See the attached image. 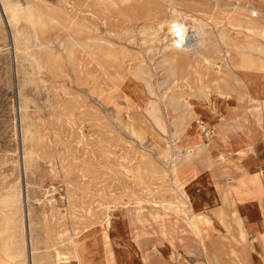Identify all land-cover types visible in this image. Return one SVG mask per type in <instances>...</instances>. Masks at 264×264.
Returning <instances> with one entry per match:
<instances>
[{
	"label": "rangeland",
	"instance_id": "rangeland-1",
	"mask_svg": "<svg viewBox=\"0 0 264 264\" xmlns=\"http://www.w3.org/2000/svg\"><path fill=\"white\" fill-rule=\"evenodd\" d=\"M173 22L188 34L199 27L181 52L168 30ZM222 27L224 36L264 49V0H0V264H57L60 253L64 264L76 263L71 243L78 240L91 241L81 247L83 264H113L138 244L149 252L160 240L151 204L165 209L159 218L174 242L195 235L204 264L216 263L210 220L178 160L187 139L210 144L217 128L204 121L207 112L215 110L211 121L239 116L221 125L246 145L263 142L252 118L264 123V93L254 95L229 64ZM239 52L264 61V53ZM194 63L208 88L188 85ZM214 81L233 86L218 90ZM258 84L264 88V73ZM223 105L225 115L217 110ZM204 154L189 159L196 168L189 176L200 182L208 178ZM247 154L211 155L208 171H229ZM224 175L223 183H235ZM196 212L200 231L191 227Z\"/></svg>",
	"mask_w": 264,
	"mask_h": 264
},
{
	"label": "crops",
	"instance_id": "crops-1",
	"mask_svg": "<svg viewBox=\"0 0 264 264\" xmlns=\"http://www.w3.org/2000/svg\"><path fill=\"white\" fill-rule=\"evenodd\" d=\"M224 106L217 109L222 115L228 112V108ZM211 115L217 117L215 110L207 112L204 118L205 122L212 123L217 128L213 131L214 135L211 139L209 138L210 144L199 137L187 139V147L182 154L186 156L182 157L179 168L185 173L188 186L194 182L191 190L188 188L190 195H194L204 207L202 212L210 220L209 235L206 237L209 236V252L211 257L215 258L212 257L216 264H264V123L262 119L252 118L263 126L261 128L263 142L255 146L251 143L246 145L244 140L223 130L221 125L227 120L237 122L239 116L218 120L215 118L211 121L209 120ZM198 152L206 153L202 159L208 178L204 182L196 179L197 173L195 177L189 176L191 170L196 172L189 159ZM229 153L248 154L239 161L232 160L229 171L223 173V166L215 172L208 171L212 163L209 160L211 155V157L216 155L225 161ZM223 174L226 180L234 178L235 183L229 184V181L223 183L221 181ZM157 238H160L159 242H154L153 239L155 244L151 251L145 253V262L136 255L134 250L136 248L130 246L120 252L123 260L118 257L113 264H204L207 262V254L202 250L200 240L195 235L189 234L183 243L171 242L169 238L160 235ZM102 250L104 254V248ZM139 253L142 254L141 249Z\"/></svg>",
	"mask_w": 264,
	"mask_h": 264
},
{
	"label": "bare ground",
	"instance_id": "bare-ground-1",
	"mask_svg": "<svg viewBox=\"0 0 264 264\" xmlns=\"http://www.w3.org/2000/svg\"><path fill=\"white\" fill-rule=\"evenodd\" d=\"M127 1V0H126ZM67 4V3H66ZM67 15V14H66ZM218 21V20H217ZM234 21V20H233ZM187 28L179 22H173L169 25V32L171 33V35L176 36L175 40V44L177 45L178 50L181 52L182 48H185L186 41L189 42L190 38H186V35H192V34H198V30L199 27H196L195 29L192 30L191 34H188V32H186ZM219 29V28H218ZM224 30V28H220L219 31H217V36L219 37L220 41H221V45L224 46L225 49V54L226 57L229 58V64L231 66H233V68L235 69H239L241 70L244 75L246 76V81L248 86H250L253 89V94L257 95L259 93V91H262L264 93V88H261L260 85L258 84V78L261 74L264 73V61H262L259 57H255L252 54L248 53L247 55L245 54H241V52H239L242 49L247 48V50H251V51H256L258 53V55H262L264 53V49L260 48L257 44V42H255L254 40H250V38L246 39L244 42H239L238 39L236 37H228V36H224L222 33V30ZM187 33V34H186ZM226 33V32H225ZM240 33V32H239ZM205 34V33H204ZM207 34V33H206ZM237 34V33H236ZM208 35V34H207ZM196 36V35H195ZM206 37V36H204ZM228 37V38H227ZM247 37V36H246ZM207 44V43H206ZM210 44V43H209ZM165 46V45H164ZM218 47V46H217ZM177 51V52H179ZM240 54H239V53ZM223 54V53H222ZM202 55V54H201ZM218 55V54H217ZM264 55V54H263ZM199 57V56H198ZM201 58V57H200ZM226 63V62H225ZM174 71L177 72V74L182 73L183 71H185V65L183 66V58H182V53H176L174 54ZM196 63L192 64L189 67L188 70V85L191 87V90H193L196 87H201V88H208V85L205 84L203 78L197 73L196 71ZM204 67H210L212 68V70L217 71L218 67H214L212 63H209L208 61H205L203 64H201ZM76 72V71H75ZM237 74V73H236ZM59 78V77H58ZM221 79V78H220ZM213 87L215 89L218 90H223L222 86L225 85L226 87H232V83L230 81H226L225 83H223L222 85L218 82V81H214L213 82ZM208 93V92H207ZM222 94V93H221ZM225 96V95H224ZM251 97V96H250ZM225 99V98H224ZM253 100V99H252ZM186 105H189L188 102L185 103ZM176 109H180L179 107H175L174 110ZM16 111V110H15ZM148 111V110H147ZM150 112V111H149ZM152 113V112H150ZM155 113V112H154ZM152 116V115H151ZM153 117V116H152ZM153 120V119H152ZM154 121V120H153ZM163 122V121H162ZM262 123V122H261ZM159 124V123H158ZM157 125V124H156ZM161 126V125H160ZM164 127V126H163ZM162 127V128H163ZM203 126L201 125V128ZM263 128V126H262ZM160 129V128H159ZM263 134V133H262ZM28 136V135H27ZM205 152V151H204ZM199 153V152H198ZM197 153V154H198ZM186 156V155H185ZM185 156H183V158H185ZM182 159V157H181ZM180 160H178L177 165L180 164ZM176 166V165H175ZM143 167V166H142ZM141 169V168H140ZM143 169V168H142ZM193 171V170H192ZM130 176V175H129ZM148 178V177H147ZM150 179V178H149ZM130 180V179H129ZM152 180V179H151ZM128 181V180H127ZM155 182V181H154ZM158 183V182H157ZM156 183V184H157ZM164 189V188H163ZM171 190V189H169ZM178 190V189H177ZM173 191V190H172ZM175 192V191H174ZM80 193V192H79ZM176 193V192H175ZM182 195V194H181ZM163 197V196H162ZM185 198V197H184ZM165 200V199H164ZM154 202V201H153ZM196 202V201H195ZM171 203V202H170ZM140 205V204H139ZM73 206V205H72ZM71 207V206H70ZM140 207V206H139ZM137 207V208H139ZM196 207V206H195ZM202 209V205L200 204L199 206ZM172 208V207H169ZM176 208V207H175ZM183 208V207H182ZM185 208V207H184ZM143 208L141 207L139 209V215H138V219L141 221L142 218H145V214H143ZM160 210H163L162 207H159L157 204H151L148 210V217L152 218V222H156V224L154 225V228H152V232L156 233L157 235L162 236L163 238H169V240L172 242V232L173 229L167 225L165 223V220H161L160 217ZM182 210V209H181ZM174 211V210H173ZM176 212V211H174ZM183 212V211H181ZM187 212V211H186ZM163 214L166 213L165 209L161 212ZM190 213V212H189ZM71 215V214H70ZM186 215V213H185ZM198 215L199 213L196 212L193 215V219L191 222V227L193 230H198L200 231L199 225H198ZM76 218V217H75ZM75 221V220H74ZM76 222V221H75ZM169 222V221H168ZM73 225V224H72ZM76 225V224H75ZM74 229V228H73ZM70 230V229H69ZM230 230V229H229ZM56 232V231H55ZM101 232H103V234L101 235L102 240L105 242V244L107 243L108 237H107V233L105 230H101ZM109 233V232H108ZM66 237V236H65ZM68 237V236H67ZM75 239V238H74ZM79 239V238H78ZM97 241V240H96ZM130 241V240H129ZM89 242V243H87ZM91 241H85V240H78L74 243H71L72 247H73V258L75 261H77L76 263H72V261L70 263L72 264H83L79 258L80 255V251H81V247L82 245H86V244H90ZM138 242V241H137ZM88 248V247H86ZM113 248V247H112ZM155 248V247H154ZM118 250V249H117ZM135 250L136 255L141 259L142 262H145V253L140 254L139 250H140V246L139 244L137 245V250ZM63 254H58V258H57V264H64L63 262V258H62ZM105 256V255H104ZM103 256V257H104ZM121 256V255H120ZM151 256V255H150ZM176 256V255H175ZM110 257V256H109ZM67 258V257H66ZM215 259V258H214ZM31 260V258H30ZM217 261V260H216ZM67 262V261H66ZM94 262V261H93ZM69 263V264H70ZM223 263V262H222ZM93 264V263H92ZM216 264V263H214Z\"/></svg>",
	"mask_w": 264,
	"mask_h": 264
}]
</instances>
